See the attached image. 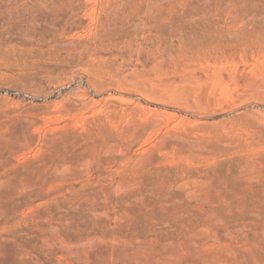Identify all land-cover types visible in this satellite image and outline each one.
I'll return each mask as SVG.
<instances>
[{"label": "rangeland", "instance_id": "374dc122", "mask_svg": "<svg viewBox=\"0 0 264 264\" xmlns=\"http://www.w3.org/2000/svg\"><path fill=\"white\" fill-rule=\"evenodd\" d=\"M0 264H264V0H0Z\"/></svg>", "mask_w": 264, "mask_h": 264}]
</instances>
